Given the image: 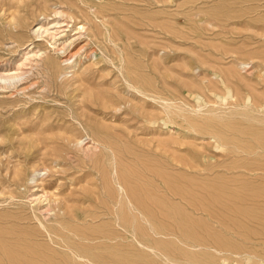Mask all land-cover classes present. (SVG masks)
Returning <instances> with one entry per match:
<instances>
[{
    "label": "rangeland",
    "instance_id": "rangeland-1",
    "mask_svg": "<svg viewBox=\"0 0 264 264\" xmlns=\"http://www.w3.org/2000/svg\"><path fill=\"white\" fill-rule=\"evenodd\" d=\"M19 62L0 264H264V0H0Z\"/></svg>",
    "mask_w": 264,
    "mask_h": 264
},
{
    "label": "bare ground",
    "instance_id": "bare-ground-1",
    "mask_svg": "<svg viewBox=\"0 0 264 264\" xmlns=\"http://www.w3.org/2000/svg\"><path fill=\"white\" fill-rule=\"evenodd\" d=\"M47 23V22H46ZM60 21H54L53 24L51 23V25L49 26L48 24L50 23H47L44 24V23H40V24H37L36 25V29L34 30L36 34H38V36H41L42 34H46L48 35L52 40L53 42H51L49 44V47H51L53 50H55L56 52H63L64 51V47H65V44L64 42L66 40H72L71 37H73L74 35H72L70 37L69 36H65V38L63 40H61V38L59 39H56V36L59 35L60 33H63L65 31V26L64 23L63 25H60L59 24ZM78 31L77 33H82L83 31V26H79L78 27ZM60 37V36H59ZM49 38V39H50ZM77 38V37H76ZM75 38V39H76ZM50 39V40H51ZM57 40H61L60 41V44H56L57 43ZM27 46V45H26ZM26 46H24L23 48H26ZM27 50V48H26ZM26 52V51H25ZM24 52V53H25ZM70 53V52H69ZM62 60L59 61V63H55V67H58L60 65H68L67 68H71L73 67V64L72 62H69L70 58L74 57L76 54L75 51H73V53H70ZM26 57L25 59H37L38 61L40 62H44L46 64V67H45V70L46 71H50L51 67H52V64H54V61L51 59V57L47 54V51L46 50H39V51H36V52H33V51H28L26 53ZM23 61H26V60H23ZM28 62V61H27ZM24 63L23 62H19V64L15 65L16 68L14 67V71H9L8 69L4 68V67H1L0 66V84H10V83H13L14 81L18 80L20 77H22V71H23V66ZM58 71V70H57ZM61 74H64L63 72H59V75ZM87 145V144H86ZM84 146V145H83ZM85 147V146H84ZM83 147V148H84ZM89 148V147H88ZM85 149V148H84ZM116 171V170H115ZM35 177H33L34 179ZM35 180V179H34ZM173 188V187H172ZM175 188V187H174ZM32 195V194H31ZM138 199V198H136ZM38 199L36 198H33L32 202L33 201H37ZM139 200V199H138ZM154 200V199H153ZM156 200V199H155ZM153 202V201H152ZM152 202H151V205H152ZM124 215V214H123ZM145 216V215H144ZM120 217V216H119ZM127 217V216H126ZM138 218V217H137Z\"/></svg>",
    "mask_w": 264,
    "mask_h": 264
}]
</instances>
